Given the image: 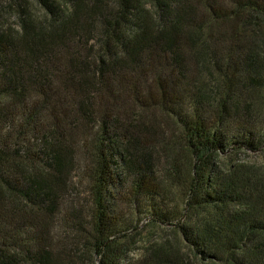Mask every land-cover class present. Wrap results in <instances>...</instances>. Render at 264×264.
<instances>
[{
    "label": "trees",
    "instance_id": "16d2710c",
    "mask_svg": "<svg viewBox=\"0 0 264 264\" xmlns=\"http://www.w3.org/2000/svg\"><path fill=\"white\" fill-rule=\"evenodd\" d=\"M4 8L0 264H264V0Z\"/></svg>",
    "mask_w": 264,
    "mask_h": 264
},
{
    "label": "rangeland",
    "instance_id": "374dc122",
    "mask_svg": "<svg viewBox=\"0 0 264 264\" xmlns=\"http://www.w3.org/2000/svg\"><path fill=\"white\" fill-rule=\"evenodd\" d=\"M8 2L9 0H0V22L4 23L6 26H12L17 28L19 22L17 16L13 12L6 11V8L1 10L2 5L6 6ZM32 7L36 15L41 16L43 14V11L41 10L39 5L34 3ZM246 157L248 156L246 155ZM73 175L75 180L71 185V190L68 194L67 203L64 205V212H66L69 217L72 215L73 217H78L79 219H83L85 222H88L90 216V196L88 192L89 187L87 185V182L81 177V167L76 168L74 170ZM125 211L129 217H132L131 208H127L125 209ZM63 214L65 213H61L59 216V224L55 228L54 233L60 237L80 238L79 235L77 236L76 230L72 227V225H69V223L64 222ZM59 226L61 230H59ZM132 232L133 237L139 239L141 242V240H143L144 238H148L149 235L158 233V230L153 225H151L148 219L145 218L138 223L136 229H134ZM140 242L136 247V254H140L139 252L142 246V243Z\"/></svg>",
    "mask_w": 264,
    "mask_h": 264
}]
</instances>
